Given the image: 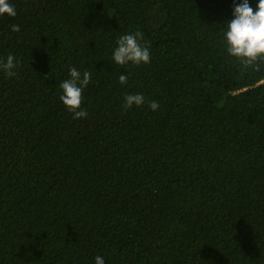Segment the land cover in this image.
I'll list each match as a JSON object with an SVG mask.
<instances>
[{
	"label": "trees",
	"instance_id": "trees-1",
	"mask_svg": "<svg viewBox=\"0 0 264 264\" xmlns=\"http://www.w3.org/2000/svg\"><path fill=\"white\" fill-rule=\"evenodd\" d=\"M9 2L0 264H264V62L225 41L242 0ZM137 31L150 63L115 65ZM71 67L91 73L86 118L60 100ZM127 94L145 103L125 111Z\"/></svg>",
	"mask_w": 264,
	"mask_h": 264
},
{
	"label": "clouds",
	"instance_id": "clouds-1",
	"mask_svg": "<svg viewBox=\"0 0 264 264\" xmlns=\"http://www.w3.org/2000/svg\"><path fill=\"white\" fill-rule=\"evenodd\" d=\"M258 10H253L249 0H242V3L235 5L234 18L229 20L226 25L225 41L228 45L227 51L234 56L245 67L255 66V70H260V63L264 62V0H259ZM7 14L15 17L17 15L15 7L9 0H0V15ZM13 32H19L20 26L13 24L11 26ZM142 33L137 31L134 33L124 34L118 37L112 61L115 65H125L129 62L139 65L141 63H150L151 56L149 47L145 43H141ZM20 61L14 56L9 55L6 59L0 60V69L9 77L15 76L13 69L17 68ZM69 79L62 81L59 85L62 89L60 100L74 114L75 119L86 118L88 113L81 108L83 96L82 91L90 80L91 73L81 72L75 67H71L69 71ZM119 82L128 83V75L121 74ZM145 103L142 94H127L123 109L127 111L133 105L140 106ZM149 107L156 111L159 109V103L150 101ZM95 264H105V259L97 255Z\"/></svg>",
	"mask_w": 264,
	"mask_h": 264
}]
</instances>
